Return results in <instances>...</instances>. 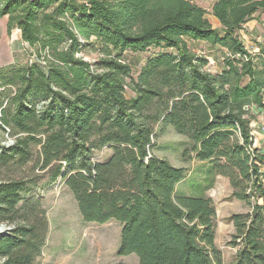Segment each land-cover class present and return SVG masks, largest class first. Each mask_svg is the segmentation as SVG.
<instances>
[{
    "label": "trees",
    "instance_id": "16d2710c",
    "mask_svg": "<svg viewBox=\"0 0 264 264\" xmlns=\"http://www.w3.org/2000/svg\"><path fill=\"white\" fill-rule=\"evenodd\" d=\"M198 1L0 0L6 32L18 30L33 58L0 66V264H33L45 244L44 211L27 199L35 184L10 176L30 162L46 186L62 182L84 223L120 226L118 256L222 264L212 200L177 194L185 169L155 154L167 129L185 140L183 162L226 179L249 208L229 218L233 264H264V155L252 134L264 52L241 38L264 0H210L218 28ZM192 43L219 52L213 72Z\"/></svg>",
    "mask_w": 264,
    "mask_h": 264
},
{
    "label": "rangeland",
    "instance_id": "374dc122",
    "mask_svg": "<svg viewBox=\"0 0 264 264\" xmlns=\"http://www.w3.org/2000/svg\"><path fill=\"white\" fill-rule=\"evenodd\" d=\"M196 3L206 11L208 19H213L209 12L210 0H199ZM191 48L198 56L207 58V70L213 72L214 68L218 67L216 60L219 54L210 52L211 48L207 44L192 43ZM29 53L28 46L20 40L18 30L8 34L6 18L1 19L0 66L12 62L26 65L33 61ZM96 57L95 53L90 52L85 54L84 58L93 61ZM127 97H132V94L127 93ZM260 118L258 116L253 124L252 134L254 132L259 141L256 147L253 144V148L264 155V125L262 126V122L258 120ZM184 142L183 137L175 134L172 129H167L164 133L158 134L154 144L159 147L168 146V148L166 151H155V154L158 157H165L171 166L185 169L184 179L176 186L177 194L202 196L212 200L215 207L214 244L220 252L222 264H233L237 247L232 245L234 229L229 218L237 214H246L249 208L231 197V189L226 179L206 174L203 164L182 161L181 144ZM11 143V139L7 138L3 144L8 146ZM32 152L35 154L37 148H34ZM109 153L106 149L96 151L92 154V159L95 162H102ZM262 169L264 171V165ZM10 176L15 179H32L35 186L30 188L31 193L27 199L38 202L39 208L44 211L47 219L48 232L45 244L33 264H138V259L134 255L127 257L117 255L120 226L113 221L103 225L84 223L72 194L62 182L57 181L46 186L48 177L45 171L32 167V162L23 170L14 171ZM0 228L3 230L2 233L8 230L5 226Z\"/></svg>",
    "mask_w": 264,
    "mask_h": 264
},
{
    "label": "crops",
    "instance_id": "0c3cea01",
    "mask_svg": "<svg viewBox=\"0 0 264 264\" xmlns=\"http://www.w3.org/2000/svg\"><path fill=\"white\" fill-rule=\"evenodd\" d=\"M209 20L213 28L219 27V24L216 20L214 19H209ZM241 38L244 41L245 48L249 52L254 53V54H258L260 50L264 52V12L257 14L254 17V19L250 20L243 26L242 31H241ZM210 52L216 55L219 54V52H217L216 49H211ZM253 112L256 114V118L258 116L261 117L258 120L262 122V126H263L264 125V118H263L264 110H253ZM253 137H254V147H256L255 145H257L259 141L258 139H256L254 132H253Z\"/></svg>",
    "mask_w": 264,
    "mask_h": 264
},
{
    "label": "water",
    "instance_id": "95a60500",
    "mask_svg": "<svg viewBox=\"0 0 264 264\" xmlns=\"http://www.w3.org/2000/svg\"><path fill=\"white\" fill-rule=\"evenodd\" d=\"M2 231H3V230L0 228V233H2Z\"/></svg>",
    "mask_w": 264,
    "mask_h": 264
}]
</instances>
